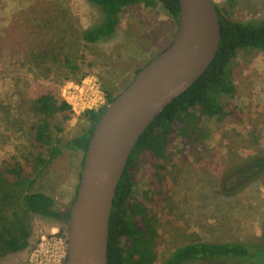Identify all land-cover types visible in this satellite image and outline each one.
<instances>
[{
	"label": "rangeland",
	"instance_id": "1",
	"mask_svg": "<svg viewBox=\"0 0 264 264\" xmlns=\"http://www.w3.org/2000/svg\"><path fill=\"white\" fill-rule=\"evenodd\" d=\"M225 1L214 0L216 5ZM235 18L264 21V0H237ZM101 19L100 8L86 0H0V165L13 156L34 160L46 155L50 146L43 149L33 138L32 127L41 119L32 108L37 93L50 88L64 100L63 91L70 83L82 87L94 79L105 96L108 92L118 96L138 70L171 46L179 28L161 6L155 12L133 8L123 15L115 36L97 44L84 41L81 34ZM52 48L60 57L67 53L78 71L52 56L38 68L42 61L37 56ZM232 76L236 94L228 102L230 115L223 121H204L207 138L193 139L184 156L177 154L170 166L171 205L160 221L163 243L158 264L177 248L193 243L264 247V172L259 177H242L238 172L253 159H264V53L240 55ZM88 126L78 115L69 122L61 117L53 121L52 143L59 144L63 154L47 170L37 191L53 196L60 210L76 200L85 157L66 143ZM176 145L175 152L184 147ZM67 235V224L38 217L35 249L0 259V264H31L42 244L45 254L58 248V264H65ZM256 262L264 264V255Z\"/></svg>",
	"mask_w": 264,
	"mask_h": 264
},
{
	"label": "trees",
	"instance_id": "2",
	"mask_svg": "<svg viewBox=\"0 0 264 264\" xmlns=\"http://www.w3.org/2000/svg\"><path fill=\"white\" fill-rule=\"evenodd\" d=\"M86 1L100 8L102 13L101 22L81 34L82 39L89 44H97L115 36L123 22V15L133 8L155 12L161 6L179 27V0ZM236 5L237 0H227L221 5H216L222 27V40L215 60L188 91L155 119L141 136L130 156L113 204L108 264L160 262L163 243L159 232L160 221L171 205L170 166L177 154H184L193 139L207 138L204 121H223L230 115L228 102L236 94L232 67L239 56L255 51L264 53V21L237 20ZM54 52L58 53L52 48L39 54L37 59L42 62L38 63L37 67L46 65L52 56L54 60L60 58L66 68L78 71L79 66L72 65L67 53L60 57ZM47 69L50 71L49 67ZM138 72L139 70L136 75ZM116 97L108 92L107 105ZM106 107L99 112L89 110L83 113L81 119L87 121L89 126L80 136L66 143L69 150L86 154L96 124ZM32 108L41 117L38 124L32 127L33 138L43 149L50 147L45 156H37L34 160L17 159L13 156L0 165V259L35 249L34 222L38 217L69 225L72 206L67 210L58 209L54 197L44 191H37V186L47 170L63 154L59 144L52 143L53 121L61 117L64 122H69L74 117V112L72 107L50 88L37 93ZM57 129L63 131L59 126ZM177 142L184 146L180 152L174 151ZM84 163L85 160L83 167ZM238 172L242 177L247 174L259 177L264 172V159L255 158L238 168ZM142 179L145 181L144 188L138 191ZM263 255L264 247L260 245L235 242L193 243L177 248L160 264H259L256 260Z\"/></svg>",
	"mask_w": 264,
	"mask_h": 264
},
{
	"label": "water",
	"instance_id": "3",
	"mask_svg": "<svg viewBox=\"0 0 264 264\" xmlns=\"http://www.w3.org/2000/svg\"><path fill=\"white\" fill-rule=\"evenodd\" d=\"M179 1V28L171 46L138 72L96 124L70 211L65 264H108L113 204L131 154L148 127L218 54L222 27L214 0Z\"/></svg>",
	"mask_w": 264,
	"mask_h": 264
},
{
	"label": "built area",
	"instance_id": "4",
	"mask_svg": "<svg viewBox=\"0 0 264 264\" xmlns=\"http://www.w3.org/2000/svg\"><path fill=\"white\" fill-rule=\"evenodd\" d=\"M84 86L70 83L64 92V100L72 107L74 115L82 116L86 111L99 112L107 106V96L98 84V81L90 79ZM44 244L40 245L34 252L31 264H58L59 250L53 248L45 254Z\"/></svg>",
	"mask_w": 264,
	"mask_h": 264
}]
</instances>
